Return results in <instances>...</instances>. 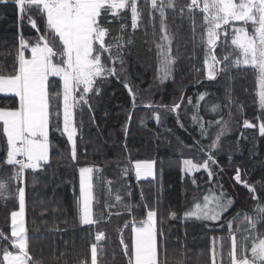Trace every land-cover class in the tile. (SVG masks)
I'll list each match as a JSON object with an SVG mask.
<instances>
[{
	"label": "trees",
	"instance_id": "1",
	"mask_svg": "<svg viewBox=\"0 0 264 264\" xmlns=\"http://www.w3.org/2000/svg\"><path fill=\"white\" fill-rule=\"evenodd\" d=\"M171 1L174 7L169 8V2L161 1L162 18L159 8H152L151 0H137L140 15L135 29L129 7L117 16L110 12L103 14L102 24L109 29L106 40L115 45L117 38L123 37L131 43L122 51V64L119 59L113 63L107 53L103 54L104 63L115 67L117 75L97 83L101 94H89L91 109L88 105L75 109L76 161L72 160L69 145L61 134L60 121H54L50 131V163L38 171L29 169L21 178L22 182L11 180L17 169L4 163L7 143L0 129V180L11 185L9 193L0 194V231L11 236V212L17 211L19 206L17 185L24 187L26 237L35 264H84L85 261L91 264L92 244L98 245L97 264H128L120 244L121 235L130 246L131 227L124 228V225L133 216L143 219L145 205L157 210V227L164 233L158 256L161 264L165 261V245L167 264H212L214 247L216 264H230L228 221L237 213L240 216L234 221L233 232L239 225L238 244L248 235L249 225L242 223L245 214L255 216L257 203L264 204V136L259 133V118L264 111L257 95L258 75L255 70L231 66L233 59H238V53L231 44V28L226 26L220 31L214 54L221 61L225 56L229 59L218 65L216 79L207 81L204 14L199 8L189 11L187 5L191 0ZM33 18L41 32L45 31V17L34 15ZM162 26L170 40L169 51L174 60L171 81L165 84L159 79L156 47L163 43ZM234 26L247 27L251 33V25ZM36 38V29L32 28L27 15L21 19L14 0L0 3V72L12 71L21 39L35 43ZM50 81L56 82L53 94L61 92L59 80ZM125 84L132 89L135 104ZM202 93H206V100L197 103ZM205 102L210 103L213 116L206 117L199 110ZM175 103H181V107L172 112L169 109ZM16 105L15 98L0 97V107ZM245 120L255 127H245ZM56 123L60 130H55ZM202 124L206 135L201 134ZM221 128L223 134L213 149L212 142ZM209 152L218 161L212 165L215 176L211 182L208 174L194 177L182 174L185 159L202 164ZM135 161L153 162L155 180L137 181L132 167ZM80 167L99 169L93 204L99 223L92 226L83 227L79 222ZM237 169L241 179L256 189L258 200H253V193L236 183ZM221 185L234 204L220 223L212 226L182 219L194 206V197L201 200L209 188L219 194ZM117 195L121 197L120 202L116 201ZM127 204L139 207H134L129 214ZM173 212L178 219L170 218ZM257 228L264 234V223ZM98 233L104 234L99 242ZM8 245V241H1L0 249Z\"/></svg>",
	"mask_w": 264,
	"mask_h": 264
},
{
	"label": "snow or ice",
	"instance_id": "2",
	"mask_svg": "<svg viewBox=\"0 0 264 264\" xmlns=\"http://www.w3.org/2000/svg\"><path fill=\"white\" fill-rule=\"evenodd\" d=\"M7 2L8 0H0V3ZM14 3L21 19L27 15L32 28L37 31L35 43L20 40L16 64L13 65L12 71L8 74L0 72V94L11 95L17 100L16 107H0V129L7 143L4 163L17 169L9 179L21 181L26 169L38 171L50 163V131L54 128V121H58L61 115L57 108V99L61 96L62 131L71 145L72 160H77L73 109L81 105H88L91 109L89 94H101L100 88L96 87L97 83L109 76L117 75L115 67H109L104 63L103 54L107 53L113 63L119 59L122 64V51L126 44L131 43L130 40L124 41L123 37H118L115 45L106 40L109 29L102 24L103 14L110 11L112 16H117L121 10L130 5L132 28L135 29L140 13L137 0H14ZM151 4L154 10L159 7L163 18V5H158L157 0H151ZM168 6L174 7L171 0ZM187 7L189 11L199 8L204 14L206 43L209 49L204 60L207 79H216L218 71L216 66L229 59L225 56L224 61H221L212 51L216 49L220 39L221 32L218 30H222L223 26H229L234 33L231 44L239 50L240 56L234 63L250 65L257 71L259 86L257 95L259 106L264 111V0H204L202 8L199 0H191ZM34 15L45 17V31L41 32L37 20L33 18ZM234 22H243L244 25L250 23L251 33L247 27H235ZM123 27L121 25L122 29ZM161 31L164 32L166 29L162 26ZM224 31L226 35L227 31ZM162 40L170 43L166 35L162 37ZM156 47L160 71L163 73V79H166L174 60L163 43L157 44ZM113 48L116 49L115 52ZM26 51H30L31 55H26ZM223 70L220 69V71ZM50 77L59 78L58 83L62 92L53 94L52 88L56 82L50 81ZM125 87L129 85L125 84ZM129 93L133 96L135 104V95L130 87ZM205 95L206 93H202L197 103L204 100ZM188 103H192L191 97L188 98ZM146 107L153 106L146 105ZM180 107L181 103H175L169 110L177 112ZM215 110L214 107L213 111ZM155 118L157 122L160 121L159 115ZM259 119L261 120L259 133L264 136V115ZM244 126L255 127L247 120L244 121ZM55 130H60L58 123L55 124ZM223 131L224 129L221 128L216 139L213 140L211 145L213 149L217 147ZM201 134H207L203 124ZM217 163V159L209 152L202 164L185 159L182 171L191 174L203 169L208 173L211 182L215 176L212 165ZM133 167L137 179L142 175L153 174L151 161H135ZM98 171L99 169L93 167L79 168L80 196L77 201V210L81 225L92 226L99 223L93 212L94 182L98 179L96 175ZM124 171L126 173L127 169ZM234 179L236 183L242 184L253 193V200H258L255 195L256 189L241 179L239 169ZM193 183L195 184V180ZM220 187L219 194L209 188L203 194L202 202L198 197H194V206L185 212V218L195 217L196 220L213 222L222 220L223 214L229 211L234 200L223 192L222 185ZM10 189L11 185L7 181L0 180V194L9 193ZM16 198L19 209L11 212V236L0 231V241L9 242L8 246L0 249V264H35L28 250L26 237L24 187L17 185ZM116 201H121L119 195L116 196ZM125 207L128 213L132 214L133 208H138L139 205L127 204ZM144 207L146 216L143 219L137 220L133 216L132 220L124 225V228L131 227L130 246L125 243L122 235L120 244L123 254L128 258V264H161L158 256L164 233L157 227V210L148 209L147 205ZM254 212L255 216L248 214L244 216L242 223L248 224L249 228L246 229L248 235L244 237L242 243L238 244L236 236V232L241 230L240 226L237 225L233 232L234 221L239 219L240 213L228 221L231 238V251L228 253L230 264H264V234L259 233L257 228L258 224L264 223V204L257 203ZM170 218L178 219L179 217L173 212ZM101 219H103L102 215ZM102 239L104 234L98 233L96 240L99 242ZM97 248V244L91 245V264H97ZM163 251L164 264H167L166 245ZM216 255L214 247L213 264H216ZM84 264L87 262L85 261Z\"/></svg>",
	"mask_w": 264,
	"mask_h": 264
},
{
	"label": "rangeland",
	"instance_id": "3",
	"mask_svg": "<svg viewBox=\"0 0 264 264\" xmlns=\"http://www.w3.org/2000/svg\"><path fill=\"white\" fill-rule=\"evenodd\" d=\"M164 1V0H157V3H158V5H161L160 3H162V2ZM165 2L166 3H168L169 1H166L165 0ZM172 2V1H171ZM203 2H204V0H199V3H200V7L202 8L203 7ZM159 8V7H158ZM157 8V9H158ZM163 8H164V6H163ZM167 8H169V6L167 5ZM125 10V9H124ZM129 10H130V12H131V7H130V5H129ZM123 10H121L120 11V13L122 12ZM110 12V11H109ZM137 23H138V20H137ZM234 24H243V22H234ZM248 25H251L250 23L248 24ZM205 28H206V24H205ZM223 29H226V26H223ZM222 29V30H223ZM218 31H221V30H218ZM230 32L231 33H233L232 32V29H230ZM166 35V33H165V31H164V36ZM233 35H234V33H233ZM167 36V35H166ZM168 37V36H167ZM107 38V37H106ZM206 40H207V37H206ZM206 40H205V44H206V47H207V52H209V49H208V46H207V43H206ZM168 41H170L169 40V38H168ZM218 43V42H217ZM163 44L165 45V48L167 49V50H169V46H170V43L169 42H167V41H163ZM98 47V46H97ZM232 47H234L235 48V50H236V52L238 53V59L240 58V56H239V50L234 46V45H232ZM212 51H215V49L214 50H212ZM235 52V51H234ZM26 55H28V56H30L31 55V53H30V51H26ZM235 60H237V59H233V61L231 62V66L234 68V69H237V68H239V69H252V70H255L254 68H252L250 65H244L243 63H241V64H239V65H236L235 63H234V61ZM172 65L170 66V73H169V75H168V77L166 78V79H163V73L160 71V69H159V79H160V81H161V83H163V84H165V83H168L169 81H171V78H172ZM217 67V69H218V71H219V67H218V65L216 66ZM218 71H217V74H218ZM256 71V70H255ZM257 72V71H256ZM217 74H216V76H217ZM257 75H258V73H257ZM205 76H206V80L207 81H214V80H209V79H207V75H206V69H205ZM50 80H52V79H55V80H59V78L58 77H50L49 78ZM258 89H259V86H258ZM61 92H62V89H61ZM0 97L1 98H15V97H13V96H11V95H4V94H0ZM16 99V98H15ZM206 100V99H205ZM203 101V100H202ZM202 101H199L200 103L202 102ZM78 107V106H77ZM77 107H75L74 109H73V116H74V112H75V109L77 108ZM57 108L59 109V111H60V113H61V115H60V117H59V121H60V123H61V134L65 137V139H66V141H67V143H68V145H69V148H70V151H71V145L69 144V142H68V140H67V137H66V135H64L63 134V122H62V96L60 97V98H58L57 99ZM203 114H204V116H206V117H208V116H213L212 115V110H211V107H210V103H208V104H206V102L204 103V105H203V107L202 108H200L199 109ZM214 113V112H213ZM74 123V122H73ZM75 139H77V133H76V137H75ZM133 167V166H132ZM182 167H183V163H182ZM181 172H182V174L183 175H186V176H190V177H194V176H196V175H199V174H208L206 171H204L203 169H201L199 172H193V173H191V174H187V173H185V172H183L182 171V169H181ZM133 173H134V176H135V179L137 180V181H153V180H155V171H154V166H153V174L152 175H148V176H141L139 179H137V177H136V174H135V169H134V167H133ZM94 195V194H93ZM202 200H203V198L200 200L201 202H202ZM18 209H19V206H18ZM18 211V210H17ZM225 215V213L223 214V216ZM182 219L183 220H196L195 219V217H191V218H188V219H186L185 218V214H184V216L182 217ZM24 220H25V217H24ZM10 221H11V219H10ZM196 221H200V220H196ZM221 221V220H220ZM220 221H216V222H213V221H200V222H203V223H206L207 225H212V226H214V225H217L218 223H220ZM83 226H87V225H83ZM1 242V241H0ZM212 264H213V258H212Z\"/></svg>",
	"mask_w": 264,
	"mask_h": 264
},
{
	"label": "water",
	"instance_id": "4",
	"mask_svg": "<svg viewBox=\"0 0 264 264\" xmlns=\"http://www.w3.org/2000/svg\"><path fill=\"white\" fill-rule=\"evenodd\" d=\"M127 92H128V94L130 95V93H129V89H127ZM131 97H132V95H130Z\"/></svg>",
	"mask_w": 264,
	"mask_h": 264
},
{
	"label": "built area",
	"instance_id": "5",
	"mask_svg": "<svg viewBox=\"0 0 264 264\" xmlns=\"http://www.w3.org/2000/svg\"><path fill=\"white\" fill-rule=\"evenodd\" d=\"M18 159H19V157H18ZM18 167V166H17ZM27 172V169L25 170V173Z\"/></svg>",
	"mask_w": 264,
	"mask_h": 264
},
{
	"label": "crops",
	"instance_id": "6",
	"mask_svg": "<svg viewBox=\"0 0 264 264\" xmlns=\"http://www.w3.org/2000/svg\"><path fill=\"white\" fill-rule=\"evenodd\" d=\"M29 169H27V171H28ZM25 175V174H24ZM83 226V225H82ZM83 227H85V226H83Z\"/></svg>",
	"mask_w": 264,
	"mask_h": 264
}]
</instances>
